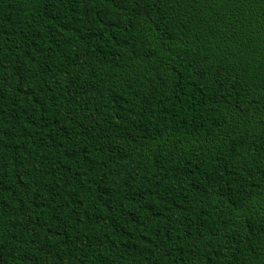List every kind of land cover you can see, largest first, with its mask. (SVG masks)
<instances>
[{
  "label": "trees",
  "instance_id": "16d2710c",
  "mask_svg": "<svg viewBox=\"0 0 264 264\" xmlns=\"http://www.w3.org/2000/svg\"><path fill=\"white\" fill-rule=\"evenodd\" d=\"M0 264H264V0H0Z\"/></svg>",
  "mask_w": 264,
  "mask_h": 264
}]
</instances>
